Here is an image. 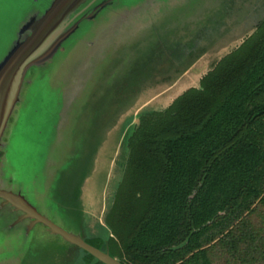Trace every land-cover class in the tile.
I'll list each match as a JSON object with an SVG mask.
<instances>
[{
  "label": "water",
  "instance_id": "water-1",
  "mask_svg": "<svg viewBox=\"0 0 264 264\" xmlns=\"http://www.w3.org/2000/svg\"><path fill=\"white\" fill-rule=\"evenodd\" d=\"M11 1L0 0V264H125L106 222L122 142L199 88L264 20V0Z\"/></svg>",
  "mask_w": 264,
  "mask_h": 264
},
{
  "label": "trees",
  "instance_id": "trees-1",
  "mask_svg": "<svg viewBox=\"0 0 264 264\" xmlns=\"http://www.w3.org/2000/svg\"><path fill=\"white\" fill-rule=\"evenodd\" d=\"M127 146L106 214L112 255L125 264H264V20L199 88L142 115Z\"/></svg>",
  "mask_w": 264,
  "mask_h": 264
},
{
  "label": "rangeland",
  "instance_id": "rangeland-1",
  "mask_svg": "<svg viewBox=\"0 0 264 264\" xmlns=\"http://www.w3.org/2000/svg\"><path fill=\"white\" fill-rule=\"evenodd\" d=\"M10 3L12 4L13 3V1H11L10 0ZM0 29H2V31L4 30V28L3 27H1L0 26ZM61 68V65H60V63H56L55 65H54V67H53V69H52V71L49 73V75H47L45 78H44V80H42L39 84V97H42L43 95L42 94H44V93H47V91L49 90V91H51V89L53 88V82L54 81H56L57 80V77L58 76H56V72L59 70ZM53 83V84H52ZM38 103V102H37ZM38 104H40V103H38ZM41 105V104H40ZM36 106H31L29 109H28V111H26V116H27V118H26V122L27 123H29V124H33L32 126H30L29 128H32V127H34V121H35V119H34V121H33V114L35 113V111H36ZM39 128H43V126H42V123L40 122V120H36V123H35V129H39ZM34 141H37V137H34L33 139H32V142H34ZM109 149H111L110 148V146H108V148H107V152L109 151ZM125 152H126V154H127V145H126V142L125 141H123L122 142V144H121V146H120V150H119V154L117 155V163H118V165L119 164H121V163H123V166H124V164H125V161H126V158H124L123 160H122V157H123V155L125 154ZM110 153H111V150H110ZM125 157H126V155H125ZM101 169H103V165H102V167H101ZM100 180V179H99ZM112 185H113V178H111V180H110V183H109V186H108V193L110 192V190H112ZM96 187L97 188H99L100 187V181H98L97 183H96ZM97 188H95V193H97V191H98V189ZM76 264H88V262H86L84 259H83V261L82 260H80V259H78V262L76 263Z\"/></svg>",
  "mask_w": 264,
  "mask_h": 264
}]
</instances>
